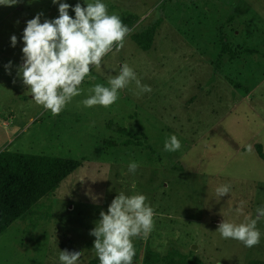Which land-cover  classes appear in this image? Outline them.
Masks as SVG:
<instances>
[{
  "label": "rangeland",
  "instance_id": "374dc122",
  "mask_svg": "<svg viewBox=\"0 0 264 264\" xmlns=\"http://www.w3.org/2000/svg\"><path fill=\"white\" fill-rule=\"evenodd\" d=\"M59 2L71 6L74 18L77 2L85 7L94 0ZM102 2L130 33L99 70L91 68L80 95L59 115L36 105L18 74L26 21L37 13L41 22L57 18L58 3L0 5V152L57 156L76 165L0 236V264H61L62 250H82L78 264L99 260L90 233L121 192L145 195L155 212L148 238H133V264H142L146 246L202 264L264 261V218L257 223L260 243L251 248L217 230L222 221L255 218L264 207V162L254 150L258 143L264 151V0ZM151 28V45L142 51L132 37ZM222 39L233 60L222 53ZM125 63L152 91L140 92L131 81L108 108L85 107L89 89L108 87ZM171 135L181 142L176 152L164 150ZM131 161L140 165L135 173L128 171ZM221 185H230L223 197L216 193Z\"/></svg>",
  "mask_w": 264,
  "mask_h": 264
},
{
  "label": "clouds",
  "instance_id": "9594fccd",
  "mask_svg": "<svg viewBox=\"0 0 264 264\" xmlns=\"http://www.w3.org/2000/svg\"><path fill=\"white\" fill-rule=\"evenodd\" d=\"M20 0H0V5L13 6ZM58 3V17L44 19L42 13L26 21L22 34L23 63L19 75L23 85L29 90L36 105L59 115L73 97L80 95L79 86L91 68L98 70L103 58L113 51H120L129 35L130 29L116 14H109L102 0H94L82 7L79 2L72 8L74 18L69 15L68 3ZM11 45L17 44V37H10ZM11 66V61L6 67ZM92 79H95L93 76ZM135 81L140 92H151L149 85L141 83L132 67L123 64L117 76L108 80V87L95 84L89 89L92 95L82 101L85 107L102 106L108 108L118 100V91ZM139 94V93H138ZM181 142L171 135L164 143V150L176 152ZM247 151L252 146L246 147ZM136 161L129 162L128 171L135 173L139 168ZM230 185H221L216 189L219 197L227 195ZM143 194L115 196L108 206L107 213L100 212V219L92 229L95 237L93 248L100 264H133L135 247L133 238L147 239L154 229V209L146 202ZM243 202L237 213L242 214ZM256 217L246 216L241 223L222 221L217 230L223 239L237 240L251 248L260 243L261 232L257 228L259 220L264 218V207L256 209ZM83 251L62 250L59 253L61 264H78Z\"/></svg>",
  "mask_w": 264,
  "mask_h": 264
},
{
  "label": "trees",
  "instance_id": "16d2710c",
  "mask_svg": "<svg viewBox=\"0 0 264 264\" xmlns=\"http://www.w3.org/2000/svg\"><path fill=\"white\" fill-rule=\"evenodd\" d=\"M155 29L138 35L133 41L146 51L151 45ZM222 53L235 58L229 44L222 39ZM238 88L239 85L229 80ZM130 142H127V144ZM257 157L264 162V151L260 144L254 145ZM76 168L64 158L51 155H36L4 150L0 152V236L16 221L22 219L30 208L42 197L55 191L61 180ZM87 264H100L91 260ZM142 264H202L198 260H187L175 250L165 256L158 255L149 246L144 249ZM246 264H264V261L249 260Z\"/></svg>",
  "mask_w": 264,
  "mask_h": 264
}]
</instances>
